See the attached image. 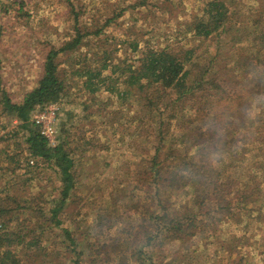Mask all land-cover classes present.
Segmentation results:
<instances>
[{"label": "trees", "instance_id": "16d2710c", "mask_svg": "<svg viewBox=\"0 0 264 264\" xmlns=\"http://www.w3.org/2000/svg\"><path fill=\"white\" fill-rule=\"evenodd\" d=\"M240 1L251 4L243 34L236 5ZM147 3L137 0L128 7ZM67 6L70 38L47 51L41 74L23 100L13 102L0 85L3 111L13 113L29 133L27 169L33 165L50 169L56 180L54 191L45 187L38 192L39 198L27 194L26 184L22 195L0 198V264L86 261L84 250H78L77 233L63 226L71 225L83 209L72 201L76 214L67 215L79 174L78 147L71 146L68 137L61 145H50L38 127L29 123L28 113L68 95L59 55L79 53L89 58L83 40L98 37L117 16L85 17L88 10L80 0H67ZM165 13L170 16L171 11ZM172 29L175 41H167L163 48L131 43L137 52L133 63L120 68L108 63L107 56L100 68L84 65L69 73L82 76L89 93L109 92L132 118L127 143L132 155L125 162L137 161L133 171L118 168L122 179L117 191L124 200L120 204L133 205L128 211L135 218L129 217L127 225L114 232L118 262L106 258L103 264H208L196 251V235L200 226L214 219L225 222L228 230L215 237L221 255L209 264H225L224 260L226 264H264V241L259 243L264 234L250 238L253 223L264 219V0H201L195 14ZM108 66L110 72L105 74ZM118 69L123 78L120 85L118 76H112ZM242 97L250 103L240 102ZM104 207L110 214L116 210L113 200ZM106 211L98 210L94 226H103ZM22 214H30L31 220L26 222ZM112 221L124 222L122 216ZM53 230L56 234H49ZM187 238L191 239L187 248L181 244L173 254L163 247ZM256 249H261L257 257ZM105 251L104 255L109 253ZM91 255H87L89 263L97 264Z\"/></svg>", "mask_w": 264, "mask_h": 264}, {"label": "rangeland", "instance_id": "374dc122", "mask_svg": "<svg viewBox=\"0 0 264 264\" xmlns=\"http://www.w3.org/2000/svg\"><path fill=\"white\" fill-rule=\"evenodd\" d=\"M80 1L85 5L86 12L88 10L85 17L98 15L117 17L98 37L83 40V42L87 41L85 51H88L89 58L84 59L79 53L63 52L59 55L60 69L63 74L64 71L66 72L69 91L67 96L61 97L58 101L60 110L57 116L56 144L61 145L68 137L71 146L78 147L75 161L80 162L76 168L79 171L77 185L75 191H71V207L67 215L76 214V206L71 204L72 201L78 202L83 207L72 220L71 225L63 224V226L72 227L78 235V250H84L86 256V261L80 264H90L87 259L88 254H92L91 257L96 259L97 264H103L106 258L116 263L118 257L113 249L114 232L119 228L118 226L125 227L130 221L129 217L135 218V215L128 211L133 205L120 204L124 200L123 197L122 201L119 199L122 193L117 191L122 179L118 168L133 171L137 161L134 158L133 162H125L127 156L132 155V149L127 145L132 134L133 124L130 123L132 118L124 107L118 105L116 98H111L109 92L100 90L89 93L84 86L83 77H75L69 73L84 65L100 68L101 61L107 56L108 63L117 64L120 68L127 63H133L137 52L132 50L131 43H138L141 48L150 45L160 49L167 41L174 42L176 33L172 29L173 26H181L183 20L195 14L196 6L201 0H164L157 4L160 7L153 5L152 0H148L146 5H137L134 9L128 7V4L133 6L132 4L137 0ZM236 5L241 24L239 33L243 34L242 27L246 25L251 4L240 1ZM170 11V16L165 15V12ZM69 17L67 0H0V85L13 102L20 103L26 92L34 86L41 74L47 51L51 47L59 48L61 42L70 38L72 21ZM110 67L108 66L103 72L108 74ZM119 69L113 73V78L118 76ZM122 80L123 78L118 76L117 83L120 85ZM240 102L250 103L243 97ZM112 104L113 109L118 111H113ZM36 109L29 111V123ZM232 109L238 112V108L232 106ZM21 124L22 122L13 113L4 112L0 103V198L22 195L24 184L29 186L27 194L32 192L39 198L40 190L46 187L53 192L56 185L50 169L35 165L27 169L26 161L29 155L26 140L29 133L26 128L20 126ZM17 166L21 168H18L16 173L11 172ZM27 170L29 171L26 172ZM29 177L31 181L27 180ZM112 200L116 210L110 214L109 209L102 208H105V203L108 204ZM85 204L87 207H84ZM98 210L100 213L104 210L108 211L103 226H94ZM121 216L123 223L112 221ZM20 218L26 222L31 220L30 214H22ZM263 223L264 219L253 223L250 228V238L256 236L255 238L259 239L264 234ZM197 230L196 251L209 264V261L221 255L217 249L220 242L215 237L227 233L228 226L225 222H216L214 219L211 224L200 226ZM56 232L53 230L49 234L54 235ZM210 235L213 237H209ZM98 236L101 238V243H96ZM190 240L189 238L183 241L176 240L170 248V245L163 247L173 254L178 251L181 244L187 248L185 244ZM104 241L106 243L102 245ZM263 241L261 239L259 243ZM132 244L136 247L135 240ZM105 249L109 252L106 255H104ZM259 250H255L256 257L260 255ZM133 252V249H129V253ZM181 254L184 258L187 256L183 251ZM72 262L74 261L64 259L63 264ZM223 263L226 264V261L224 260Z\"/></svg>", "mask_w": 264, "mask_h": 264}, {"label": "built area", "instance_id": "2783aa9c", "mask_svg": "<svg viewBox=\"0 0 264 264\" xmlns=\"http://www.w3.org/2000/svg\"><path fill=\"white\" fill-rule=\"evenodd\" d=\"M59 110V102H48L41 108H37L31 117V122L38 127L40 134L50 145L56 144V126Z\"/></svg>", "mask_w": 264, "mask_h": 264}]
</instances>
